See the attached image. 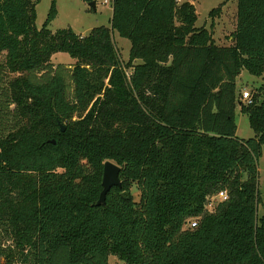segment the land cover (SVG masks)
Instances as JSON below:
<instances>
[{"label": "trees", "instance_id": "obj_1", "mask_svg": "<svg viewBox=\"0 0 264 264\" xmlns=\"http://www.w3.org/2000/svg\"><path fill=\"white\" fill-rule=\"evenodd\" d=\"M37 3L0 0V264H264V0L223 45L191 1L112 0L88 35L49 28L55 0L38 28ZM107 161L122 185L98 206Z\"/></svg>", "mask_w": 264, "mask_h": 264}, {"label": "rangeland", "instance_id": "obj_2", "mask_svg": "<svg viewBox=\"0 0 264 264\" xmlns=\"http://www.w3.org/2000/svg\"><path fill=\"white\" fill-rule=\"evenodd\" d=\"M37 19L36 24L41 28L48 19L52 3L54 0H37ZM57 6V17L49 24V28L56 32L62 29H73L78 34L88 35L93 28L110 26V20L113 14L112 0H96V10L90 7L88 2L84 0H55ZM108 1V2H106ZM191 1L196 6L197 22L196 26L206 27L210 30L218 44H228L230 42L229 36L236 28L238 0H181ZM219 10L214 16L211 15L214 9ZM114 40L124 61L128 60L130 53V41L119 36L117 32L114 33ZM53 63L55 66L63 64L69 69H72L75 60L69 53L59 52L53 56ZM262 79L243 71L237 78L238 91L242 94L248 91L252 93L254 87H258ZM240 104L236 107L235 120L237 124V136L243 139L254 137L255 132L251 128L249 118L246 114L241 112ZM259 169V188L264 201V151L258 160ZM221 199V194L217 195ZM216 198V197H214ZM209 205V210L214 211L216 201ZM217 198V199H218ZM264 214V203L259 207V216ZM110 264H120V261L114 257H110Z\"/></svg>", "mask_w": 264, "mask_h": 264}, {"label": "water", "instance_id": "obj_3", "mask_svg": "<svg viewBox=\"0 0 264 264\" xmlns=\"http://www.w3.org/2000/svg\"><path fill=\"white\" fill-rule=\"evenodd\" d=\"M90 7L93 8V10H96V1H92L89 3ZM62 131H65V126L61 124ZM55 143V141H52ZM121 167L117 164H115L112 161H107L104 164V173H103V190L101 192L100 198L97 202V205L100 206L102 204L106 203V197L107 194L110 192V190L117 186L121 187L122 182L120 178V172H121Z\"/></svg>", "mask_w": 264, "mask_h": 264}, {"label": "built area", "instance_id": "obj_4", "mask_svg": "<svg viewBox=\"0 0 264 264\" xmlns=\"http://www.w3.org/2000/svg\"><path fill=\"white\" fill-rule=\"evenodd\" d=\"M106 2H108V1H106ZM251 98V93L250 92H248V91H245L244 93H243V99L244 100H249ZM221 194V200H225V199H227V197H228V195H227V193L226 192H222V193H220ZM218 198V197H217ZM218 199H220V198H218ZM196 225V223H193V226H195Z\"/></svg>", "mask_w": 264, "mask_h": 264}]
</instances>
